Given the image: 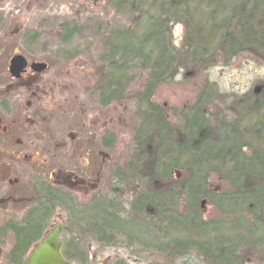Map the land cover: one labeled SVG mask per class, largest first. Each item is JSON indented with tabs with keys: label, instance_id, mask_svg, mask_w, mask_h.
Returning a JSON list of instances; mask_svg holds the SVG:
<instances>
[{
	"label": "trees",
	"instance_id": "trees-1",
	"mask_svg": "<svg viewBox=\"0 0 264 264\" xmlns=\"http://www.w3.org/2000/svg\"><path fill=\"white\" fill-rule=\"evenodd\" d=\"M104 1L129 26H107L93 56L88 49L95 79L85 90L103 108L133 102L129 152L85 200L30 176V193L15 201L26 207L0 225L13 232L2 263L22 264L41 222L59 214L70 222L63 253L73 263H85L94 245L167 264H264V83L227 97L205 85L170 114L153 100L180 71L227 65L241 53L264 62V0ZM84 29L61 21L54 58L78 55L66 46ZM114 138L107 131L102 144ZM213 177L220 188L209 184Z\"/></svg>",
	"mask_w": 264,
	"mask_h": 264
},
{
	"label": "rangeland",
	"instance_id": "rangeland-1",
	"mask_svg": "<svg viewBox=\"0 0 264 264\" xmlns=\"http://www.w3.org/2000/svg\"><path fill=\"white\" fill-rule=\"evenodd\" d=\"M63 20L85 25L84 31L66 46L77 48L78 55L67 60L54 58L59 47L57 32ZM129 21L126 13H116L104 0H0V81L8 98L14 96L12 106L20 117L16 148L26 155L40 148L48 154L41 155L38 163L24 157L10 159L11 148L7 145L13 140V133H9L11 138L9 134H0L4 141L3 145L0 143V223L6 214L21 213V204L4 200L27 196L30 175L42 174L44 179L83 200L95 190L105 188L106 168L111 163L126 158L133 102L125 100L103 108L85 89L95 79L89 68L93 58H87L88 49L93 56L107 26H129ZM33 32L35 37H31ZM172 33L178 45L182 26L174 25ZM14 54L22 55L28 63L47 65L15 84L17 89L9 86L6 73L7 60ZM263 83L264 62L241 53L227 65L218 63L210 68L180 71L172 81L157 87L153 100L170 114L173 109L180 111L190 105L205 85H213L219 95L227 97L258 89ZM219 106L224 109V102ZM107 131L115 134L111 147L102 144L101 138ZM50 171L53 174L49 178ZM209 184L220 188L214 177ZM203 210L207 216L210 207L205 202ZM121 258L129 264H167L160 257L129 258L121 248L94 245L89 246V257L83 264H109Z\"/></svg>",
	"mask_w": 264,
	"mask_h": 264
},
{
	"label": "flooded vegetation",
	"instance_id": "flooded-vegetation-1",
	"mask_svg": "<svg viewBox=\"0 0 264 264\" xmlns=\"http://www.w3.org/2000/svg\"><path fill=\"white\" fill-rule=\"evenodd\" d=\"M9 60L10 58H8L7 60V69H6V73H7V77L10 80V84L9 86H13L17 89V87L15 86V84L17 85V83H19L22 79L26 78V76L31 75L33 72L35 73V70L31 69L30 64L27 65L22 72L19 74V76H15V72L16 70H9ZM3 81H0V134L2 135H8L9 133H13L12 135V141L10 143H8L7 147L11 148L9 150V158L10 159H14V160H19L20 157H24L25 159H27V161H36V163H38V159L41 157V155L43 157L47 156L48 154L46 153L45 149H39V150H34L32 152V154L30 155H26L25 152L21 151L19 148H16L18 146L17 143V132L18 130H20V117L18 116L17 111H14V96L9 99L8 95H6L5 91L3 90ZM10 92V91H9ZM12 92H10L11 95ZM14 95H16V93H14ZM13 104V106H12ZM2 136H0V143L3 145L4 141L1 138ZM9 138H11V134H9ZM45 155V156H44ZM31 166H29V169L31 170ZM36 174V173H35ZM53 174V171L49 172V178L51 177V175ZM30 176H37V175H30ZM29 176V177H30ZM42 176V174H41ZM43 177V176H42ZM47 182H49L50 184L53 185H57L55 183H52L51 181H49L48 179H45ZM26 181L23 182V185L25 184ZM59 186V185H57ZM61 187V186H60ZM63 188V186H62ZM66 191H68L66 188H63ZM98 190V189H97ZM96 191V190H95ZM94 191V192H95ZM70 192V191H68ZM85 200V199H83ZM4 201H12L15 203V199L14 198H7ZM22 205V209H24L26 207L25 203H19ZM21 209V211H22ZM13 214V213H11ZM7 217L10 214H6ZM6 217V218H7ZM61 217V219H60ZM7 222L6 219H4L0 225H4ZM13 224H24V222L16 220V221H12ZM70 223L69 221L65 220L61 215L57 214L55 218L50 219L49 221H43L41 222V224L45 225L44 227H41L42 229L40 230V236L39 238L34 242V244L30 247V249L26 252L25 257L27 256V253L32 249V247L34 245H36L46 234L47 232L53 228L55 225L59 224L60 225V233H59V239L61 241V255L64 258V260H66L68 263L70 264H74L73 262L67 260V258L64 256V242L65 240L69 239V230L66 229L65 225ZM13 237V232L11 229L9 228H2L0 230V248H1V257L0 259H2L5 255V252L7 251V249L9 248V238ZM73 239H75V237H73ZM91 246V245H89ZM89 246H88V250H89ZM97 247V246H96ZM120 248V247H117ZM123 250V252L126 255H129V258H139V257H135L133 254H130L128 251H124L123 248H121ZM24 257V259H25ZM140 259V258H139ZM147 259V258H144ZM123 264H129V262L126 259H115L114 261H111L109 264H113L115 261H121ZM116 264V263H115Z\"/></svg>",
	"mask_w": 264,
	"mask_h": 264
},
{
	"label": "water",
	"instance_id": "water-1",
	"mask_svg": "<svg viewBox=\"0 0 264 264\" xmlns=\"http://www.w3.org/2000/svg\"><path fill=\"white\" fill-rule=\"evenodd\" d=\"M27 66V60L20 54L14 55L9 60V70H16L15 76H19ZM31 69L40 72L44 70L46 64L43 62H33ZM60 225L51 228L47 234L32 247L22 264H70L61 255V241L59 239ZM1 256V248H0Z\"/></svg>",
	"mask_w": 264,
	"mask_h": 264
},
{
	"label": "bare ground",
	"instance_id": "bare-ground-1",
	"mask_svg": "<svg viewBox=\"0 0 264 264\" xmlns=\"http://www.w3.org/2000/svg\"><path fill=\"white\" fill-rule=\"evenodd\" d=\"M262 53V52H261ZM222 93V92H221Z\"/></svg>",
	"mask_w": 264,
	"mask_h": 264
}]
</instances>
